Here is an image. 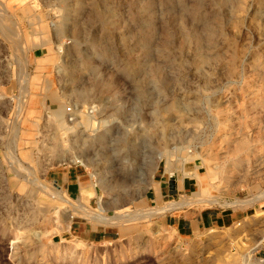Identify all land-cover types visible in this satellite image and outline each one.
Returning a JSON list of instances; mask_svg holds the SVG:
<instances>
[{
  "label": "rangeland",
  "instance_id": "1",
  "mask_svg": "<svg viewBox=\"0 0 264 264\" xmlns=\"http://www.w3.org/2000/svg\"><path fill=\"white\" fill-rule=\"evenodd\" d=\"M170 185L243 219L183 234ZM263 233L264 0H0V264H237Z\"/></svg>",
  "mask_w": 264,
  "mask_h": 264
},
{
  "label": "crops",
  "instance_id": "2",
  "mask_svg": "<svg viewBox=\"0 0 264 264\" xmlns=\"http://www.w3.org/2000/svg\"><path fill=\"white\" fill-rule=\"evenodd\" d=\"M38 50V49H37ZM42 56H46V54H42ZM38 54L35 53V58H38ZM76 174V177L78 178V173L77 171H74ZM72 176V172L70 171L68 173V178H67V183L69 182V179ZM78 190L81 189V179H78ZM175 186L167 187L164 192H162V195L169 199V203L166 204L165 207H168L172 205L173 203L170 201V199H175V195H178L176 192ZM184 207H175L174 209H169L166 211H171L174 213H171V216H169L168 223L175 227L179 232L186 234H194L198 230H201L203 227H214L217 226L219 227L220 225H225L230 222L239 221L238 216L240 219H243L244 213L239 212L238 214L233 213L231 211H222L221 214L215 213L216 211L213 212H205L201 214L200 216L197 215L194 212H189L190 209ZM185 208V209H184ZM181 209V210H180ZM165 211V212H166ZM177 212V213H176ZM190 215L195 216L194 218H191ZM80 234L84 235L85 238L89 241H97L98 237L92 233L91 231L86 232L82 231ZM101 235L99 236V240L101 239Z\"/></svg>",
  "mask_w": 264,
  "mask_h": 264
},
{
  "label": "built area",
  "instance_id": "3",
  "mask_svg": "<svg viewBox=\"0 0 264 264\" xmlns=\"http://www.w3.org/2000/svg\"><path fill=\"white\" fill-rule=\"evenodd\" d=\"M67 120L73 124L77 122L79 115L85 113L86 115L94 116L95 108L81 109L80 114L73 106L67 107ZM237 264H264V233L263 238L254 246L249 252L238 258Z\"/></svg>",
  "mask_w": 264,
  "mask_h": 264
},
{
  "label": "bare ground",
  "instance_id": "4",
  "mask_svg": "<svg viewBox=\"0 0 264 264\" xmlns=\"http://www.w3.org/2000/svg\"><path fill=\"white\" fill-rule=\"evenodd\" d=\"M26 79V78H25ZM24 79V80H25ZM18 128V127H17ZM15 164V163H14ZM17 164V166L18 167H22L20 164H18V163H16ZM15 164V165H16ZM16 168V167H15ZM23 169V168H22ZM24 170V169H23ZM16 171V170H15ZM19 171V170H18ZM186 171V170H185ZM19 172H21V171H19ZM208 188V187H207ZM55 194V193H54ZM209 202H211V203H216L217 202V200L216 199H213L212 201L210 200ZM189 205H191V203L190 202H188V201H182V202H179V203H173L172 205H170V206H168V207H165V209H164V211H166V210H169V209H174L175 207H184V206H189ZM100 207H101V209L102 210H105L104 209V207H103V205H102V202H100V205H99ZM86 213V212H85ZM129 215H131L132 216V214H126L125 215V219L126 220H128V221H133V220H136L135 219V217H129ZM262 214H260L259 216H261ZM258 216V217H259ZM105 219V218H104ZM108 224V223H107Z\"/></svg>",
  "mask_w": 264,
  "mask_h": 264
}]
</instances>
